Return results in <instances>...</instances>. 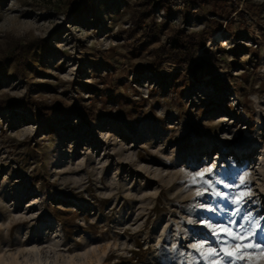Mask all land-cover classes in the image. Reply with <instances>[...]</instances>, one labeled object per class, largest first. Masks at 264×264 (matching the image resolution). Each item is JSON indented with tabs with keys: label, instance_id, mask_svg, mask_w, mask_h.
I'll return each instance as SVG.
<instances>
[{
	"label": "rangeland",
	"instance_id": "374dc122",
	"mask_svg": "<svg viewBox=\"0 0 264 264\" xmlns=\"http://www.w3.org/2000/svg\"><path fill=\"white\" fill-rule=\"evenodd\" d=\"M74 1L0 0V264H187L209 167L264 217V0Z\"/></svg>",
	"mask_w": 264,
	"mask_h": 264
},
{
	"label": "snow or ice",
	"instance_id": "6c2138e0",
	"mask_svg": "<svg viewBox=\"0 0 264 264\" xmlns=\"http://www.w3.org/2000/svg\"><path fill=\"white\" fill-rule=\"evenodd\" d=\"M212 174L211 167L194 174L191 182L202 185L196 188L195 196L219 197L225 201V204L210 206L198 203L194 207L214 214L225 213L228 218L226 222L219 223L200 220V224L208 228L214 239L199 240L190 244L189 248L192 251L187 253V264H201V261L203 264H252L253 258L257 261L264 258V217H256L253 212L245 208L251 192L238 191L229 194L217 188L220 184L225 189L240 188L246 183L247 173L239 177V184L225 183L222 180L213 181L210 178ZM194 222L189 220V223ZM172 247L175 249L176 245Z\"/></svg>",
	"mask_w": 264,
	"mask_h": 264
},
{
	"label": "trees",
	"instance_id": "16d2710c",
	"mask_svg": "<svg viewBox=\"0 0 264 264\" xmlns=\"http://www.w3.org/2000/svg\"><path fill=\"white\" fill-rule=\"evenodd\" d=\"M89 1L90 0H75L74 11L79 12L83 10L89 4ZM184 1L189 3L197 2V0ZM203 47L204 43H198V41H195L193 37H187V39H184L183 37H176L172 43V47L169 49V60L173 64H182L184 63V59L181 58V55H189L193 51L202 49Z\"/></svg>",
	"mask_w": 264,
	"mask_h": 264
},
{
	"label": "bare ground",
	"instance_id": "6f19581e",
	"mask_svg": "<svg viewBox=\"0 0 264 264\" xmlns=\"http://www.w3.org/2000/svg\"><path fill=\"white\" fill-rule=\"evenodd\" d=\"M242 154H244V151H242V149L241 150H237V155L238 156H241ZM242 158V157H241Z\"/></svg>",
	"mask_w": 264,
	"mask_h": 264
}]
</instances>
